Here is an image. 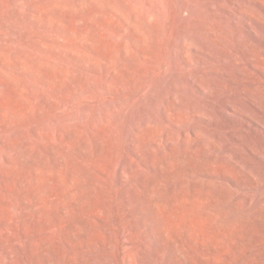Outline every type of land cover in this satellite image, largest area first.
<instances>
[{
  "label": "rangeland",
  "instance_id": "rangeland-1",
  "mask_svg": "<svg viewBox=\"0 0 264 264\" xmlns=\"http://www.w3.org/2000/svg\"><path fill=\"white\" fill-rule=\"evenodd\" d=\"M261 40L264 0H0V264H264Z\"/></svg>",
  "mask_w": 264,
  "mask_h": 264
},
{
  "label": "bare ground",
  "instance_id": "bare-ground-1",
  "mask_svg": "<svg viewBox=\"0 0 264 264\" xmlns=\"http://www.w3.org/2000/svg\"><path fill=\"white\" fill-rule=\"evenodd\" d=\"M179 8H181L180 6H179ZM179 8H178V10H179ZM187 9V8H186ZM198 9V8H197ZM188 10V9H187ZM183 13V12H182ZM195 15V14H194ZM219 22V21H218ZM242 42V41H241ZM261 42H262V45L264 46V40H261ZM249 52V51H248ZM253 52V51H252ZM238 72V71H237ZM235 81V80H234ZM227 105H229L228 103H226ZM227 105H225V107L227 108ZM260 106V105H259ZM226 108H225V110H226ZM224 110V111H225ZM228 111V110H227ZM16 207V206H15ZM12 210V209H11ZM13 211V210H12ZM14 214H16V213H14ZM9 227V226H8ZM7 228V227H6Z\"/></svg>",
  "mask_w": 264,
  "mask_h": 264
}]
</instances>
